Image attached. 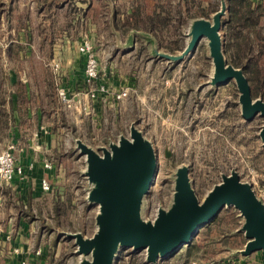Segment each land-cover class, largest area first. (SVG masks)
I'll use <instances>...</instances> for the list:
<instances>
[{
    "label": "rangeland",
    "instance_id": "obj_1",
    "mask_svg": "<svg viewBox=\"0 0 264 264\" xmlns=\"http://www.w3.org/2000/svg\"><path fill=\"white\" fill-rule=\"evenodd\" d=\"M12 1L0 0V76L17 71L22 80L18 82L16 90L18 88L21 96L29 86L38 93L37 99L27 100L24 97L25 107L28 103L31 107L54 105L59 109L58 123L53 131L59 138L61 153L69 156L68 161H64L69 172L67 187L63 191L55 189L51 192L59 201L51 200L53 196L49 194L38 201H19L21 215L29 224L34 223L36 230L45 233L46 242L51 239L49 264H77L78 261L74 254V243L59 237V232H83L91 236L94 231L97 208L90 207L85 201V180L81 177L84 159L75 152L73 137L81 138L90 145H106L110 139H117L120 133H127L133 122L138 123L158 153L157 181L147 197L148 215L159 204L169 203L173 190L172 172L181 164L190 166L194 188L201 199L221 181V175L229 174L232 169L238 171L243 181L256 187L264 185V148L259 137L264 119L257 117L251 122L243 119L238 104L239 93L233 82L217 89L206 87L198 90L199 85L208 80L212 70L205 40L192 57L179 65L153 59L149 47L138 40L139 54L135 61L138 68L144 71V77L140 76L138 84L147 94L145 103L141 102L142 96L140 99L128 97L125 104L119 105L107 98L99 106L89 105V111L78 112L74 107L67 109L60 103L57 79L45 64L36 59L48 55L47 48L41 47L48 36L47 26H39L40 19L30 14L29 0H21L14 9L11 8ZM133 1V8L140 6L144 16L156 10L161 12V7L166 12L172 10L174 16L164 32L162 42L159 41L160 47L164 51L172 50L171 53L185 47L183 30L188 23L182 24L185 18L179 15V10L184 9L183 0ZM205 2V6H211L212 11L219 9L220 0ZM126 21L127 17L121 19L119 24ZM111 27L96 26V34L92 30L93 26H78L76 30L70 31L79 43L86 39L93 43L94 48L96 43L108 54L106 60L99 59L100 76L103 70L107 73L109 69L110 72L119 69L109 66L115 50L113 45L117 41ZM119 32L122 38H127L128 33ZM157 61L161 62V66L156 71L152 67L147 71L149 65ZM152 75L158 78L153 80ZM102 78L92 86L100 84ZM105 78L112 87L111 75ZM60 79L59 83L66 85L63 73ZM116 81L121 83V89H128L124 80ZM3 82L9 93V79L6 77ZM56 207L60 208L59 211ZM221 213L220 221L209 232L200 235L198 244L201 248L198 252L189 255L184 247L159 264H223L240 256L238 250L244 248L246 239L233 237L237 235L235 231L241 221L239 213L234 209H225ZM138 258L131 257L128 264H140Z\"/></svg>",
    "mask_w": 264,
    "mask_h": 264
},
{
    "label": "water",
    "instance_id": "obj_2",
    "mask_svg": "<svg viewBox=\"0 0 264 264\" xmlns=\"http://www.w3.org/2000/svg\"><path fill=\"white\" fill-rule=\"evenodd\" d=\"M228 16V0H220L219 9L209 17L189 20L183 30L185 47L176 53L162 50L151 33L131 30L123 42L115 26L112 29L121 50L133 51L141 40L153 59L171 65L192 57L205 40L212 70L198 90L217 89L233 82L243 119H264V100L254 98L244 69L231 64L225 53L223 28ZM259 137L264 148V122ZM73 142L75 152L84 159L81 177L85 180V201L97 208L91 236L59 232V237L74 243L77 264H115L119 253L127 250L144 252L146 264H159L190 245L225 209H234L241 218L235 234L243 235L246 243L238 250L239 255L248 258L264 253V201L236 169L221 175V181L201 199L194 188L190 166L179 165L172 172L169 203L159 204L151 219L147 216V197L157 174L158 153L136 121L127 133H120L106 145H90L78 137H73ZM166 154L170 156L169 152Z\"/></svg>",
    "mask_w": 264,
    "mask_h": 264
},
{
    "label": "crops",
    "instance_id": "obj_3",
    "mask_svg": "<svg viewBox=\"0 0 264 264\" xmlns=\"http://www.w3.org/2000/svg\"><path fill=\"white\" fill-rule=\"evenodd\" d=\"M29 1L30 14L40 19L39 26H47V31H49L46 41L41 46L47 48L48 55L46 57L38 56L36 59H39L50 70V64L54 60L60 61L63 76L67 80V88L75 99L74 108L76 111H89L91 105L95 107L98 104L99 106L107 98L110 102L113 101L118 105L125 104L128 99L119 102L115 98L117 93L124 90L121 89V83L116 81L120 79L127 83L130 98L136 96L140 99L142 96L141 102L145 103L148 98L147 94L138 84L140 76L144 77V71L138 68L135 61L139 54L137 52L138 43L135 50L123 51L118 46V40L116 41V44L113 45L115 50L109 66L111 68L116 66L119 69L112 72L109 69L107 73L103 70L100 77L104 78L99 82L107 84L105 76L110 74L113 85L111 87L107 84L108 91L100 93L98 98L93 100L90 97V89L95 87H89L85 82V58L79 51L81 42L76 41L70 32L76 30L78 26H93L92 30L96 34V26H116L121 19L128 18L133 11V0ZM20 2L21 0H13L11 8L18 7ZM5 3L2 2V4ZM24 5L27 6L26 3ZM113 34L117 39L114 30ZM122 41L126 42V39L122 38ZM94 45L97 58L106 60L109 56L105 50L100 49L101 47L96 43ZM158 66H161V62H152L147 71L150 70V67L156 71ZM114 72L116 73L114 74ZM2 75L4 76H0L2 80L0 82V150L8 144H15L17 146L16 157L25 166L28 176L23 180L16 178L12 186L9 187L0 182V229L3 230V235L0 237V264H21V260L24 258L29 260V264H49L51 239L45 241V233L36 230L34 223L29 224V221L21 215L19 205L24 199L28 202L38 201L47 194L52 195L53 197L50 199H55L57 202L59 198L51 192L55 189L63 191L67 187L69 172L67 166H64V161L65 159L68 161L69 156L67 153H61L59 138L53 131L58 123L59 109L54 105L31 107L28 103L25 107L24 97L27 100L37 99L38 93L34 92L32 86H29L25 88L22 92L23 96H21L18 88L16 90L18 82L22 80L19 72L11 71ZM6 77L10 81L9 93L6 92L3 82ZM151 78L154 80L158 77L152 75ZM58 154L61 156L59 157ZM46 162L52 164L51 169L45 168ZM44 179L52 184L51 192H43L41 182ZM36 196H40V198H35ZM25 207L27 206L25 205ZM16 248L20 249L18 255L14 254ZM37 250H41L42 254L37 255ZM259 253L262 255L258 256L255 253L248 258L240 255L223 264H264V253Z\"/></svg>",
    "mask_w": 264,
    "mask_h": 264
},
{
    "label": "trees",
    "instance_id": "obj_4",
    "mask_svg": "<svg viewBox=\"0 0 264 264\" xmlns=\"http://www.w3.org/2000/svg\"><path fill=\"white\" fill-rule=\"evenodd\" d=\"M205 1L183 0L184 9L179 10L180 17L185 18L182 24L191 19L209 17L211 12H216L212 11L211 6H205ZM228 8L229 16L224 21L223 28L225 53L231 64L244 69L254 98L261 97L264 100V0L260 3H255L254 0H228ZM165 12L161 7V12L156 10L153 14L144 16L142 8L138 6L133 9L124 24H116V29L126 34L131 30L145 31L162 42L164 32L174 16L172 10ZM59 209L56 207L57 211ZM221 215L222 213L210 225L204 227L193 242L186 246V253L192 255L200 250V235L209 232L212 226L220 221Z\"/></svg>",
    "mask_w": 264,
    "mask_h": 264
},
{
    "label": "built area",
    "instance_id": "obj_5",
    "mask_svg": "<svg viewBox=\"0 0 264 264\" xmlns=\"http://www.w3.org/2000/svg\"><path fill=\"white\" fill-rule=\"evenodd\" d=\"M254 2L260 3L262 2V0H254ZM79 51L85 58V70H84L85 82L87 86L91 87L100 78L99 59L97 58V53L95 51L93 44H91L86 39H84L81 42ZM50 67L53 75L55 76V79H57L58 81L57 94L60 103L65 108L72 109L75 105L74 96L69 92L67 85L63 83H59V80H61L60 78L62 76V66L60 61L54 60L50 64ZM107 91L108 88L106 87V85L97 84V86L94 89H90V97L93 100L97 99L100 93ZM128 97H129L128 89L122 90L121 92L117 93L115 96L117 101H123ZM16 152H17V146L15 144H8L6 147L0 150V182L6 187L12 186L16 178H20L23 180L26 179V177L28 176L25 166H23V164L16 157ZM44 166L46 169L52 168V164L50 162H46ZM156 181H157V174L154 177L153 185L156 183ZM41 188L44 192H51L53 187L48 180L44 179L41 182ZM253 188L255 189L257 196L264 201V185H262L261 187H256L254 184ZM156 210L153 211L150 215L147 214V216L152 219L155 215ZM2 235H3V230L0 229V237H2ZM14 254L16 255L20 254V249L16 248L14 250ZM36 254L41 255L42 251L37 250ZM133 256L139 257L137 260H139L140 264H146L144 261L145 259L144 252L132 253L130 250L121 251L118 257L115 259V264H128L130 258ZM21 264H29V260L27 258H24L21 260ZM190 264H199V263L192 262Z\"/></svg>",
    "mask_w": 264,
    "mask_h": 264
}]
</instances>
